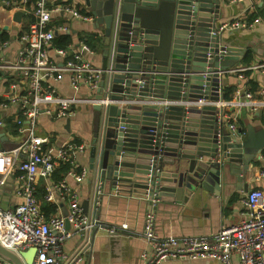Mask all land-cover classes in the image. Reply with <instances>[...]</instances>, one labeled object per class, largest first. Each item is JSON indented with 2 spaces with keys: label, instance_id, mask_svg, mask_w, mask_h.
<instances>
[{
  "label": "water",
  "instance_id": "obj_1",
  "mask_svg": "<svg viewBox=\"0 0 264 264\" xmlns=\"http://www.w3.org/2000/svg\"><path fill=\"white\" fill-rule=\"evenodd\" d=\"M221 1L82 0L95 15V28L103 27L105 44V71L94 103L87 106L94 189L100 180L105 194L121 186L113 194L131 195L145 207L154 200L187 202L202 190L221 196L234 182L241 189L251 163L264 151V127L251 123L229 132L218 120L221 108L193 103L226 99L219 72L234 66L247 49L231 44L225 33H212ZM23 14L15 13L13 28ZM225 46L228 52L220 58ZM16 146L0 133L2 150ZM8 180L0 187L6 194L12 190L13 179ZM90 205L91 199L82 203L86 212ZM36 251L0 242V256L11 264H33Z\"/></svg>",
  "mask_w": 264,
  "mask_h": 264
},
{
  "label": "built area",
  "instance_id": "obj_2",
  "mask_svg": "<svg viewBox=\"0 0 264 264\" xmlns=\"http://www.w3.org/2000/svg\"><path fill=\"white\" fill-rule=\"evenodd\" d=\"M29 1L0 0L4 7L16 6L33 15L29 22H19L16 30H9V37L0 38V132L18 141L12 149L0 148V160L9 157L2 169L5 174L0 178V187L6 176L18 169L16 194L21 198L13 208L0 205V242L17 251L35 246L33 264H60L61 261L62 264H71L81 259L82 248L68 255L64 251L65 242L77 233L83 235L96 230V233L102 231L111 236H141L148 246L141 254L145 264H162L165 260L177 258H210L222 264H235L236 255L239 264H264V190L260 188H252L247 193L246 208L238 222L211 234L162 236L155 229L156 200L150 203L141 233L132 230L128 222L107 223L96 216L105 192L101 180L96 183L92 194L90 211L84 210L78 191L66 177L82 181L90 174L89 167L79 165L77 159L78 153L87 149V144L75 138L58 141L56 134L59 132L46 129L43 119H67L78 104L94 103V94L105 71L103 67L93 65L90 59L95 49L85 39H79L77 43L71 41L67 46L55 49L59 61L51 56L50 48L58 33L71 31L66 22L53 23L55 15L92 23L95 15L87 6L77 7L75 1H72L74 4L51 6L48 0H35L31 7ZM261 19L256 17L250 22L247 17L234 18L218 24L212 33L220 35L251 27ZM227 52L225 46L218 56L223 58ZM261 68H264V62L232 66L219 73H234L246 81L247 71ZM66 75L73 90L70 94L60 88ZM83 87L91 93L80 94ZM219 91L223 92L221 86ZM208 102L221 108L217 116L219 122H224L235 133L239 129L237 121L243 107L252 110L264 107V99L257 98L249 85L236 88L231 99H200L193 103L202 105ZM62 163L69 165L66 176L53 180L54 172ZM41 177L50 180L45 185L44 200L59 203L58 210L61 209L60 201H68L67 215L62 212L49 214L43 209L37 195ZM66 219L70 228L66 227ZM0 264L11 263L0 256Z\"/></svg>",
  "mask_w": 264,
  "mask_h": 264
},
{
  "label": "crops",
  "instance_id": "obj_3",
  "mask_svg": "<svg viewBox=\"0 0 264 264\" xmlns=\"http://www.w3.org/2000/svg\"><path fill=\"white\" fill-rule=\"evenodd\" d=\"M34 1L35 0H30L28 2V6L31 7L34 4ZM72 1L77 3L75 4L77 7L86 6L82 0H48V3L53 6L59 3H73ZM261 6H264V0H245L243 2H230L228 0H222L221 16L219 17L217 23L221 24L233 20L234 18L241 17H247L248 21L253 22L256 17L252 18L251 14L259 12L258 8ZM17 11L23 10H19L16 6L12 5L8 8L4 7L0 2V38L9 37L8 31L16 30L13 28V22L14 15ZM23 13L24 14L20 22H29L33 15L29 12L23 11ZM257 17H261L262 19L259 22L254 23L251 27L240 28L232 32L225 33L230 39L229 41L231 44L247 48L243 58L239 60L234 67L264 62V15L262 16L261 14H258ZM57 22H66L70 26L71 31H68V33L72 35L71 41L77 43L79 39H85L95 49V53L90 55L93 65L103 67L105 61V57L103 55L105 49V44L103 43V27L96 29L92 22H85L80 19L63 15H55L53 23ZM5 26H8V28H4ZM229 33L231 35H228ZM59 34H61V32L58 33L57 36ZM89 38L91 41H93L94 38H98L99 42L96 43V46H94L95 43H90ZM55 39L52 47L50 48V54L52 57H55L60 61L61 59L57 56L55 49L61 46L56 45ZM12 45L14 48L17 46L16 43ZM249 50L252 51L253 58L250 63H245L244 56ZM246 75L248 77L246 81L239 79V77L234 73L222 75L224 76L221 77L223 80L221 85L223 91H225L228 86L241 88L244 85H249L248 81L252 79L257 82L258 86L254 91L255 96L263 100L264 68L249 70L246 72ZM60 88L65 93H73L67 75L62 83H60ZM89 92L90 90L87 87H83L80 94L83 95ZM87 106V104H78L74 107V113L67 118H70L69 128L66 127L67 119L49 120L44 118L43 122L46 129L59 132V134H56L58 141L78 138L87 144V149L84 152L78 153L77 159L79 165H86L89 167V145L91 144V139L93 137V121L92 110H90ZM225 111L229 112L231 110L225 109ZM251 123L256 126L264 127V107L259 110H252L250 107H243L241 109L237 121L239 129L246 130L248 124ZM227 129L229 132H233L228 127ZM7 138L9 142H13V140L8 136ZM8 161L9 157H5L3 160H0V178L5 174V172H2V169ZM262 172H264V151L254 162L251 163L250 170L244 175L243 181L239 183L241 189H238L236 183L234 182V185L228 187L227 190H224L221 196H216L209 191L202 190V192L192 196L187 202L176 203L170 199L160 202L156 200L154 207L155 229L162 236L200 235L214 233L221 227L229 226L238 222L243 217V212L246 208L244 201L249 190L252 188H260L264 190V174H262ZM18 173L19 170L15 169L14 172L8 174L4 180L7 182L10 176L13 179L12 182L9 183L12 186V190L8 191L9 194H6L7 192L4 187L0 188V202L1 206L4 208H13L21 201L20 196L16 194L17 187L19 185L17 179ZM60 174L61 173L57 172L56 177L62 178L66 176V173L64 175ZM52 179L54 180V176H52ZM66 179L78 191L81 203L91 199L95 185L93 171L91 169L90 174L82 181H77L70 176L66 177ZM49 181V179L43 177L39 179L37 195L41 199L42 206L46 207L49 214H57L60 212L65 214V212L69 209L68 201H60L61 209L58 210V206H60L59 203H49L43 198L45 185ZM120 189L121 186L118 187V189H111L110 192L106 194L104 192L96 216L107 223L128 222L132 230L137 233H141L144 228L145 214L148 208H150V205L145 207V205L141 203V200H133L131 195L123 193L120 195L113 194L115 191H120ZM125 192L129 193L128 191ZM130 193L132 194V192ZM87 235L88 238L86 240ZM85 247L87 248L83 250ZM81 248L83 250H81V259L79 261H73L71 264H145L141 254L143 251L148 249V246L145 239L141 236H130L127 234L111 236L103 233L102 231H98L97 233L95 232L94 234L92 230L83 235L77 233L69 238L64 244V251L68 255L79 251ZM234 263L239 264L237 255L234 256ZM60 264H62V261ZM162 264L222 263L218 260L210 258H177L165 260Z\"/></svg>",
  "mask_w": 264,
  "mask_h": 264
},
{
  "label": "trees",
  "instance_id": "obj_4",
  "mask_svg": "<svg viewBox=\"0 0 264 264\" xmlns=\"http://www.w3.org/2000/svg\"><path fill=\"white\" fill-rule=\"evenodd\" d=\"M259 9V12H255V13H252L251 14V17L252 18H254V17H257V15L258 14H261L262 16L264 15V6H261V7H259L258 8ZM72 40V35L70 34V33H68V32H64V33H61V34H59L57 37H56V39H55V43H56V45L57 46H61V47H65V46H67V44L70 42ZM89 41H90V43H95V45L94 46H96V43H98L99 42V39L98 38H94L93 39V41H91L90 40V38H89ZM252 58H253V55H252V51H248L246 54H245V56H244V62L245 63H250L251 62V60H252ZM249 88L252 90V91H255L256 89H257V82L256 81H254V80H252V79H250L249 81ZM235 87H233V86H228V87H226V89H225V92H226V98L227 99H231L232 98V96H233V93H234V91H235ZM76 141H81L80 139H75ZM13 142H16L17 144H18V141L17 140H13ZM68 168H69V165H67V164H64V163H62V164H60V166L56 169V171L54 172V179L55 180H59V179H61V177L60 178H57L56 177V174H57V172H59V173H61L60 175H64L66 172H67V170H68ZM63 178V177H62ZM48 208V207H47ZM43 209L48 213V210H46V207H43Z\"/></svg>",
  "mask_w": 264,
  "mask_h": 264
},
{
  "label": "rangeland",
  "instance_id": "obj_5",
  "mask_svg": "<svg viewBox=\"0 0 264 264\" xmlns=\"http://www.w3.org/2000/svg\"><path fill=\"white\" fill-rule=\"evenodd\" d=\"M0 205H1V202H0Z\"/></svg>",
  "mask_w": 264,
  "mask_h": 264
}]
</instances>
